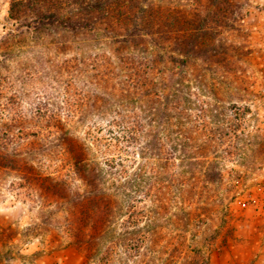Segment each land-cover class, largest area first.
<instances>
[{
	"label": "trees",
	"instance_id": "obj_1",
	"mask_svg": "<svg viewBox=\"0 0 264 264\" xmlns=\"http://www.w3.org/2000/svg\"><path fill=\"white\" fill-rule=\"evenodd\" d=\"M9 19L0 170L40 200L34 224L96 264H156L154 250L168 248L164 264H209L212 217L228 214L226 163L264 153L259 129L242 126L245 107L225 100L246 102L242 46L224 35L243 26L242 5L11 0Z\"/></svg>",
	"mask_w": 264,
	"mask_h": 264
},
{
	"label": "rangeland",
	"instance_id": "obj_2",
	"mask_svg": "<svg viewBox=\"0 0 264 264\" xmlns=\"http://www.w3.org/2000/svg\"><path fill=\"white\" fill-rule=\"evenodd\" d=\"M10 1L0 0V39L11 26ZM234 1L242 5L243 26L225 29L224 35L238 47L242 46L236 56L242 54L238 63L246 76V91L242 92L246 102L231 101L227 96L225 100L233 109L245 107L247 115L242 126L249 130L258 128L264 136V0ZM39 76L45 75L39 73ZM31 83L24 84L26 100L34 97L29 90ZM42 84L38 78L37 87L41 88ZM53 86V83L48 86L51 101L55 93ZM251 142L245 146L248 153L257 148ZM225 172L226 182L221 191L229 199L226 200L228 214L224 216L221 210L212 217L220 232L208 247L209 264H264V153L257 156L255 164L227 162ZM14 175L0 170V264H96L84 250L68 245L55 234L46 236L34 224L41 202L38 198H24L11 189L9 183L16 179ZM170 252L169 248L154 250L155 263L164 264ZM180 261L184 259H177L175 264Z\"/></svg>",
	"mask_w": 264,
	"mask_h": 264
}]
</instances>
